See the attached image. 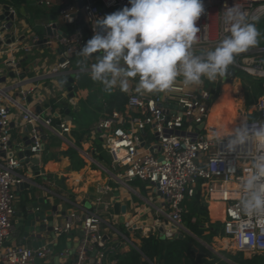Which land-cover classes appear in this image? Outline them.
<instances>
[{
    "label": "built area",
    "instance_id": "1",
    "mask_svg": "<svg viewBox=\"0 0 264 264\" xmlns=\"http://www.w3.org/2000/svg\"><path fill=\"white\" fill-rule=\"evenodd\" d=\"M78 1L61 5L59 19L47 23L44 36L33 35L29 41L15 37L16 18L9 5L8 13L0 19V56L9 54L0 64V264H36V257L42 264L51 260L53 251L61 257L59 264H120L118 254L123 252L120 245L136 247L127 234L143 228L142 223L146 221L137 220L134 215L137 212L132 213L126 206L125 211L119 212L124 227H115L111 221L118 215L112 211V201L100 200L103 204L101 212L86 208L80 213L72 207L63 210L61 206H55L51 211L54 219L51 230L42 231L43 236L42 233L35 235V240L44 239L42 245L33 248L10 242L18 236L13 224L15 196L25 184L19 169L35 164L32 159H37L43 150L46 130L63 136L70 131L71 122L68 112L53 115L54 106L45 105L42 96L37 97L39 106L43 105L39 111L27 106V102L33 100L35 87L24 86V79L10 80L20 78L23 70L14 53L28 54L40 45L61 46L59 58L41 75L54 80L62 90L60 98H73L74 81L69 80L73 78L72 74L74 71L90 72L81 71L79 63L84 60L80 50L86 40L81 27L76 25L74 31L66 32L61 25L75 23L76 18L82 16L83 25L92 38L96 20L106 16L95 2L81 0L79 6ZM98 1L106 8L131 6L128 0ZM35 2L51 3L50 0ZM235 3L243 6L250 19L264 16V0H203L205 12L197 21L201 32L198 42L193 45L194 54L215 48L226 34L222 11ZM8 22H11L10 26H6ZM73 64L77 65L75 69ZM90 66L87 60L86 67L90 69ZM229 68L236 70L235 79H240L238 72L242 71L259 79L262 86L261 95L245 110V114L253 113L254 117H245L242 124L247 122L250 126L252 121L264 122V44L236 55ZM223 76L211 81L204 77L198 86H185L183 78L178 77L171 89L152 93H137L129 84L123 108L108 111V101L101 99L104 110L95 129L104 140V150L115 170L113 180L125 184L136 179L144 185L147 192L144 210L156 214L157 218L148 219L153 221V229L159 237L191 232L184 225L186 210L183 202L187 196L200 191L207 201L221 203L222 217L210 220L219 222L218 235L229 236L236 251L264 256V218L246 216L238 207L242 180L250 172L251 162L242 158L248 145L228 152L225 148L228 138L215 144L211 134L214 127L208 124L210 107L220 92ZM16 87L19 89L15 98L10 92ZM190 220L195 222L196 217L192 216ZM204 226L208 227L209 223ZM75 228L82 231L77 244L72 250L71 244L57 250L60 237ZM5 241H8L7 245H4ZM48 244L53 245V251Z\"/></svg>",
    "mask_w": 264,
    "mask_h": 264
},
{
    "label": "clouds",
    "instance_id": "2",
    "mask_svg": "<svg viewBox=\"0 0 264 264\" xmlns=\"http://www.w3.org/2000/svg\"><path fill=\"white\" fill-rule=\"evenodd\" d=\"M128 2L130 7L97 19L94 35L80 50L85 58L80 70L90 71L91 79L106 88L118 85L127 91L136 77L137 93L169 90L178 77L185 86H198L204 77L211 81L223 76L236 55L258 43L256 18L250 19L238 3L222 11L223 38L214 49L197 55L193 45L201 32L197 21L205 12L203 0ZM94 53L99 55L88 69L87 58ZM225 137L228 152L248 145L242 158L251 162L250 172L242 180L238 207L246 216L264 218V122H245L228 133H214L212 139L218 144Z\"/></svg>",
    "mask_w": 264,
    "mask_h": 264
},
{
    "label": "crops",
    "instance_id": "3",
    "mask_svg": "<svg viewBox=\"0 0 264 264\" xmlns=\"http://www.w3.org/2000/svg\"><path fill=\"white\" fill-rule=\"evenodd\" d=\"M50 1L51 3L49 5H40L37 4L35 0H25L23 2H17V0H0V14L3 11L1 7L5 4L9 5L14 10L16 18L13 25L15 37L22 41H29L33 35L43 37L46 33L45 26L47 23L59 19V7L66 2H74L76 0ZM65 25L72 30L66 31L64 29ZM75 27L76 23L61 25L62 30L66 32L74 31ZM61 49V46L40 45L34 47L28 54H24L22 51L14 53V56L21 61L23 70L21 71L20 78H10V80L15 81L17 79H24V86L35 87L33 100L29 102L27 99V106L39 111L40 107H43V105L39 106L37 97L42 96L45 99V105L49 104L54 106L53 115L56 116L58 113H64L68 110L71 122L70 131L64 133L63 136L54 135L46 130L47 137L43 143V150L40 155L37 156L38 163L29 167L23 165L19 169V172L25 177V184L17 191L14 200L15 215L13 217V224L14 230L18 232V236L12 238V240H10L11 243H17L18 238L21 237L23 238V245L32 246V242L35 240L34 238H36V226L39 222L41 224L44 223L46 228H48L49 223L53 219L52 215L48 216L45 220L33 221L34 230L24 235L26 232L24 229L25 213L29 206V202L36 198H41L43 202H48L53 206H61L63 210L72 207L75 211L80 213L86 208L101 212L103 204L100 200L118 201L120 204H125L129 211L133 208L137 209V214H134L136 219L149 220L148 218H151H142L144 214L152 213V211L146 212L144 210V207L147 206L144 201V197L147 194L141 191L145 189L144 185L136 179H132L125 184L113 180L115 170L112 167L109 155L104 149H100L102 143L100 139L101 135L95 129L96 121L104 110L101 99L105 98L108 101L106 91L108 92V89L114 90L120 87L118 85L113 88L102 87L103 84L97 81L95 84L97 88L91 87V90L96 92L98 99L97 104L93 108H88L89 113L87 112V116L79 113V106L77 103L74 105V102L76 99H79V97L83 98L81 95L77 96L79 88L81 89L84 86V75L91 73L74 71L72 79L74 81L75 93L74 97L71 99L64 97L60 98L62 90L55 85L54 80L48 77H42L41 75L45 69L56 62L60 56ZM97 55L99 54L96 53L89 57V59H87L89 63H94ZM7 57H9V54L0 56V64ZM76 66V64H73V69H75ZM136 81H138L137 78L129 81L133 89L136 88ZM18 89V87L13 88L10 92L15 98L18 96ZM242 99L243 93L238 92L234 102L238 101V103L243 106ZM113 108L117 107L114 106L110 108L108 105L107 110L110 111ZM244 111L245 109L241 107L240 110H237V113L240 115ZM222 127L225 128L224 123ZM213 133H215V130H213ZM69 149L75 151L76 158L71 159V157L65 153V151ZM98 150L101 153L97 152ZM79 160H82L83 164L79 165ZM34 166H37L35 167L37 170H35ZM65 170L72 172V176L68 177L65 175L63 173ZM136 203L138 206H136ZM207 207L209 208V204H207ZM214 211H216V209L212 207V216L219 218L221 214L216 215ZM59 219L58 217L57 220ZM116 220L120 223L119 217H117ZM145 222H143V226H145ZM147 223L151 224L149 222ZM135 231L136 230L129 233V236ZM39 233H42L41 236H43L41 230ZM81 235L80 228H75L69 234L63 236L62 247H68L71 244L72 250ZM195 236L193 237L203 242L200 237L197 235ZM129 239L133 241L132 236H130ZM226 239L230 240V238ZM122 244L121 251L125 252L130 249V245L125 243ZM207 246L210 245L208 244ZM210 247L216 254H219L220 249L217 250L213 245Z\"/></svg>",
    "mask_w": 264,
    "mask_h": 264
},
{
    "label": "trees",
    "instance_id": "4",
    "mask_svg": "<svg viewBox=\"0 0 264 264\" xmlns=\"http://www.w3.org/2000/svg\"><path fill=\"white\" fill-rule=\"evenodd\" d=\"M23 1L25 0H17V2ZM91 1L95 2L98 5L99 9L105 13V15L120 10L117 7L106 8L98 0ZM64 29L66 31L72 30L67 25L64 26ZM258 88L262 89L260 82H258ZM108 90V92L106 91V97L108 99L109 107L112 108L115 106L117 108H123L127 98L126 92L122 91L120 88ZM88 102H90V98H86L83 102H81L80 105H78L80 109L79 113L87 116V114L89 113ZM237 103L238 101H235L233 103L227 102L229 108L228 112L230 114V118L233 121H235V119L237 120V117L239 116L237 110H240L241 108L240 104ZM224 111V106H222L221 113H223ZM236 127L237 126H233L228 129L230 130ZM65 153H67L71 157V159L76 158V153L74 150L69 149L65 151ZM78 163L79 165H81L83 164V161L79 160ZM183 205L186 210L183 215L184 222L187 223L189 230L192 232H190V234H192L193 236L197 235L198 237L207 240L212 239L213 237L212 245L217 250H226L229 249V247L234 246V243L231 239L227 240V237L224 236L219 239L220 236H217L219 234V222H210L207 212V203L203 202L200 191H198L196 195L190 197L187 196L184 199ZM211 206L216 209V211H214V214H221L220 203L210 202V207ZM192 216L196 217L195 222H191L190 218ZM206 222L209 223L208 227L204 226V223ZM144 225V232H150L151 228L153 227L152 224H148L147 222H145ZM127 235L129 236V234ZM192 235L183 234L182 237L173 236L168 238H161L154 235L140 236V242L138 245H136V242L133 240L136 247L130 246V249L128 251L118 254L120 264H230L228 261L221 259L216 255H213L215 253L211 254L210 252H208L206 248L195 238L196 236L193 237ZM199 250H203L204 252L197 253V251ZM232 260L238 262L239 264H253L254 262H256L257 256L252 255L250 257L244 258H237L233 256Z\"/></svg>",
    "mask_w": 264,
    "mask_h": 264
},
{
    "label": "rangeland",
    "instance_id": "5",
    "mask_svg": "<svg viewBox=\"0 0 264 264\" xmlns=\"http://www.w3.org/2000/svg\"><path fill=\"white\" fill-rule=\"evenodd\" d=\"M260 21V22H259ZM255 24H256V27L257 29L259 30L260 32V36L258 37V43L256 45H263L264 44V28H263V24H264V16L256 19L255 21ZM255 45V46H256ZM92 64V63H90ZM238 76L240 77V80H241V86L242 87H239L238 88V92L240 93H243V106H241L242 108H244L245 110H247V107L251 106L256 100L257 98L261 95L262 93V89L258 88V82H260L259 79L257 78H254L253 76H250L242 71H239L238 72ZM97 81H93L91 79V74H86L84 75V86H80L82 87L81 89L79 88V92H78V95H81L83 98L79 97V99H76L75 102H74V105L77 103V105H80L81 102H83L86 98H90V102H88V107L89 108H93L96 104H97V96H96V92L92 91L91 90V87H95ZM210 84H213L212 82H210ZM81 85V84H80ZM219 87V85H218ZM97 88V87H95ZM77 89H78V86H77ZM81 91V92H80ZM218 99L219 101L221 102L222 106H224V109L225 111L223 113L220 114V122H223L224 123V126L226 129L230 128V127H233V126H237L239 127L244 118L245 117H254L253 113L250 115V114H245V112L241 113L238 117H237V120L235 119V121H233L231 118H230V114L228 112L229 108H228V105H227V100L225 98V95L220 93L219 96H218ZM238 104V103H237ZM240 104V103H239ZM219 125V124H218ZM218 125H216L215 127H218ZM219 130V127L217 128ZM221 130H219L218 132L216 133H219ZM102 141L101 143V147L100 149H104V140L102 139V137L100 138ZM99 152V150L97 151ZM101 153V152H99ZM110 165V164H109ZM111 166V165H110ZM142 193L146 194V190H141ZM197 193V192H196ZM196 193L194 195H196ZM202 200L203 202H206L207 204H209V208L207 207V212H208V216H209V219L210 220H215L216 218L212 216L211 214V209H212V206L210 207V202L207 201L205 198L202 197ZM137 211V209H131V212L132 213H135ZM106 216V215H105ZM147 217H153V218H157L156 217V214H154V212L152 213H146L143 215V219L147 218ZM105 219H107V216L105 217ZM114 222L113 225H115V227H119V228H123L124 226L121 224V223H118V221L116 219H113ZM184 225L188 228L187 226V223L184 222ZM189 229V228H188ZM124 231V229H123ZM144 232V227L143 228H139L137 229L134 233L130 234V236H132L133 240L137 243V245L139 244L140 240H139V237L140 236H147V235H154V236H158L157 235V232L156 230L153 229V227L151 228V231L148 232V233H143ZM183 234H187V235H191L190 233H183ZM219 237V235H217ZM215 237V236H214ZM223 236H220V238H222ZM203 240V242L199 241L205 248L208 252H210L211 254L215 253L211 248L210 246H212L213 244V237L212 239H204V238H201ZM214 241H217V240H214ZM210 245V246H207V245ZM63 246V237H60L59 239V244L57 245V250L61 249ZM123 244L120 245V247H122ZM201 252H204L203 250H199L197 251V253H201ZM230 253V254H229ZM229 254V255H228ZM213 255H216L217 257L221 258V259H224L226 261H228L230 264H239L238 262H235L234 260H232L233 256L237 257V258H244V257H250L252 256L250 253L248 252H239V251H236V246L234 244V246L232 247H229V249H226V250H220L219 251V254H213ZM223 255V256H221ZM255 255V254H254ZM257 256V260L256 262H254L253 264H264V256L262 255H256ZM226 257V258H225ZM209 258V257H207Z\"/></svg>",
    "mask_w": 264,
    "mask_h": 264
},
{
    "label": "water",
    "instance_id": "6",
    "mask_svg": "<svg viewBox=\"0 0 264 264\" xmlns=\"http://www.w3.org/2000/svg\"><path fill=\"white\" fill-rule=\"evenodd\" d=\"M78 5L81 6L82 5V1L79 0L78 1ZM8 5H3V11L0 14V19H2L4 17V15H6L8 13ZM11 22H8L6 24V26H10ZM75 23L77 26L81 27L83 34L85 35V40L87 42V40H89L91 38V35L87 33V28L83 25V18L82 16H78L75 20ZM86 44V43H85ZM236 73V70L234 68H228V70L226 71L225 74L233 76ZM70 81H72V78L69 79ZM68 112V110H67ZM70 118V116H68ZM201 127V125H200ZM32 162L37 164L38 163V159L33 158ZM37 166H34V168ZM35 170H37V168H35ZM55 208V206L51 205L48 202H43V200L41 198H36L35 200H31L29 202V206L27 207L26 213H25V234L30 233L34 230V226H33V221H39V220H45L48 216H51V211ZM112 209L113 212L115 214L118 215L119 217V221L123 220V216L119 213L120 211H125L126 210V205L124 204H120L118 201H114L113 205H112ZM54 220L52 219L51 222L49 223L48 228H45V224L44 223H40L36 226V231H37V235H39V231H45L51 230V226L53 224ZM160 226V225H159ZM161 227V226H160ZM82 234V231H81ZM53 235V234H51ZM183 234L179 233L177 234L176 237H182ZM161 238H163L161 236ZM23 243V238L19 237L17 244H22ZM44 243V239L40 238L39 240H34L32 242V247L36 248L37 246H40ZM8 241H5L4 245H7ZM49 248L53 251V245L52 244H48ZM61 257L59 256L58 252L53 251L52 252V257L51 260L42 264H59ZM35 262L36 264H39V259L36 257L35 258Z\"/></svg>",
    "mask_w": 264,
    "mask_h": 264
},
{
    "label": "bare ground",
    "instance_id": "7",
    "mask_svg": "<svg viewBox=\"0 0 264 264\" xmlns=\"http://www.w3.org/2000/svg\"><path fill=\"white\" fill-rule=\"evenodd\" d=\"M233 76L225 74L222 77V79H221V88H220L219 94L220 93L224 94L228 103H233L234 102L235 98L238 95V88L241 86V80L240 79H235ZM219 94H218V96H219ZM218 96L214 99V101L212 103V106L210 107V111H209V115H208V124H210L212 127H214L213 130H215V134L228 133V132L231 131V129L229 130V129L223 128L222 127L223 122L219 121L220 120L221 110H222V104L219 101ZM216 125H218L219 130H221L219 133H216V132L219 131L217 129L218 127H215ZM122 153L123 152H120V154H122ZM63 173L65 175H67L68 177L72 176V172H69V171L65 170ZM202 197H204L206 199L205 194H203ZM209 202H216V201H209ZM220 212H221V216L219 218L222 217V210L221 209H220ZM146 221L151 223L152 226H153V221L151 219L146 220ZM224 237L229 238V236H224Z\"/></svg>",
    "mask_w": 264,
    "mask_h": 264
}]
</instances>
